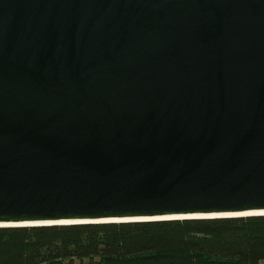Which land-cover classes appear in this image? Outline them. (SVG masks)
<instances>
[{"label":"water","instance_id":"water-1","mask_svg":"<svg viewBox=\"0 0 264 264\" xmlns=\"http://www.w3.org/2000/svg\"><path fill=\"white\" fill-rule=\"evenodd\" d=\"M264 215V0H0V227Z\"/></svg>","mask_w":264,"mask_h":264},{"label":"trees","instance_id":"trees-1","mask_svg":"<svg viewBox=\"0 0 264 264\" xmlns=\"http://www.w3.org/2000/svg\"><path fill=\"white\" fill-rule=\"evenodd\" d=\"M0 264H264V215L0 227Z\"/></svg>","mask_w":264,"mask_h":264}]
</instances>
